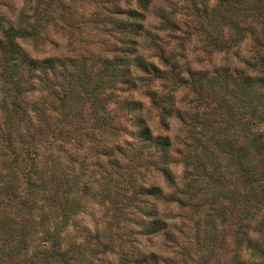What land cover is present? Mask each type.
<instances>
[{
	"label": "trees",
	"instance_id": "trees-1",
	"mask_svg": "<svg viewBox=\"0 0 264 264\" xmlns=\"http://www.w3.org/2000/svg\"><path fill=\"white\" fill-rule=\"evenodd\" d=\"M69 1L24 0L19 9L8 2L4 6L12 11V15H0V239L6 241V248H0V264L27 263L28 259L10 263L14 251L10 242L16 240L18 249H25L26 245H21L25 242L21 239L28 234L29 227L42 233V242L46 244L39 254L47 261L70 262L73 258L82 264H113L112 260L104 258L115 252V241L103 243L96 238V247L93 248L87 244L73 247L62 239L61 234L66 231L69 219L78 211L75 197L77 176L71 178V183L64 182L63 174L56 173L51 166L46 170L47 162L40 157V151L48 146L39 138L44 130H53L54 142L61 141L64 133L65 142L69 143L73 136L82 147V141L92 139L95 130L105 128L111 132L110 138L104 140L108 143L107 148L103 149L101 145L112 165L107 185L116 193H120L121 186L127 187L129 200L138 197L141 205L137 210L141 216L136 219L141 225L139 231L147 241L151 237L161 238L164 248H173L172 252L176 254L181 252L179 256L184 264L191 253L174 233H182L185 224L176 222L178 216H171L169 208L174 206L190 212L196 209L193 222L196 225L195 242L191 248L204 246L206 253L201 256V264H211L215 261V250L226 243V224L236 214L233 204L252 202L254 213L251 217L245 213L243 222L234 232L236 237L227 264H264V113L253 121L239 118L242 111L246 113V110L255 109L246 92L254 90L257 93L260 89L259 95H262L264 89V25L261 24L264 23V13L262 16L261 9L255 12L260 19L254 20L262 27L260 32L251 31L250 56L239 57L234 48L247 22L239 23L240 20L228 18L227 14L242 11L249 0H198V5L196 2L191 4L187 18L196 19L198 24L194 34L206 41L205 44L199 42L207 52L221 53L223 49L225 55L224 65L203 69L193 68L189 60L181 62L186 55L176 54L170 48L166 51L161 45L160 32L176 35L182 29L179 20L175 19L174 8L155 10L157 32H152L148 20L152 0H85L84 4L93 9L88 21L81 17L78 24L70 16L82 0ZM225 20L228 21L226 24ZM199 22H203L201 26ZM223 23L226 28L221 27ZM82 25L88 26L89 31L97 26L102 30L107 27L109 37L116 42L98 46L90 34L78 30ZM50 28L60 34V39L66 31L73 36L77 31L75 39L80 45L69 42L65 49L70 54L41 59L33 57L22 43L41 40L43 43L53 42L58 47V42L50 40L47 34ZM225 29L229 32L224 33ZM184 45L181 43L182 50ZM145 48L157 57V65L144 57L141 50ZM231 52L233 59L242 60V67L233 64L229 57ZM155 82L160 83L162 90H147L149 106L129 97L122 99L121 104L133 114V135L139 143L131 149V142H118L120 129L109 117L108 108L111 103H117V93ZM166 84L171 88H166ZM36 85L38 94H35ZM181 88L187 89L184 97L175 95V91ZM52 105H56L55 108ZM85 105L89 111L84 109ZM152 109L158 110V130L166 134L152 132L149 125ZM50 112L58 118L56 125L53 124L55 127L43 128L44 120L39 131L38 123ZM85 113L93 115L92 131L85 126L87 121L80 118ZM235 114L239 116L238 122L231 124ZM171 120L177 122L174 138L168 135ZM174 139L180 144L178 149ZM91 149L95 154V148ZM173 151L179 154L185 167L181 186L169 168L175 162L171 155ZM97 154H101L99 149ZM219 155L225 157L224 165ZM141 164L154 166L170 193L155 185L147 187L142 181L137 184L134 175ZM46 171L49 176L44 180ZM20 176L24 179L22 190L18 185ZM234 177L251 188L243 193L231 190L232 186L228 187L225 179L231 182ZM254 182L258 183V190L253 192ZM86 187V184L80 186L81 191L84 192ZM40 195H48L45 202L58 210L62 219L59 226L49 228L44 217L29 221L25 205L29 198ZM193 199H197V203L194 204ZM222 201L229 203L230 207H226L228 204L220 206ZM14 205L16 209L12 211ZM118 211L124 212L125 209ZM16 217L22 218L18 227ZM17 228L21 231L15 234ZM200 231H203L201 237ZM218 240L222 241L221 244ZM128 248L127 253H121L117 247V264L176 261V257L163 259L161 253L154 250L146 252L145 245L143 250Z\"/></svg>",
	"mask_w": 264,
	"mask_h": 264
},
{
	"label": "rangeland",
	"instance_id": "rangeland-1",
	"mask_svg": "<svg viewBox=\"0 0 264 264\" xmlns=\"http://www.w3.org/2000/svg\"><path fill=\"white\" fill-rule=\"evenodd\" d=\"M23 1L24 0H0V15H2L3 13L7 14V16L12 15V11L8 10L4 6V4L9 2L13 8L19 9L23 5ZM85 2V0H82V3L77 5L76 11L73 12L70 16V18L73 21H76L77 24L79 23L81 17H85V21H88V19L90 18V14L92 12L93 7L87 6L86 4H84ZM195 2L198 5V0H152L151 13L150 15H148V20H150L151 22L150 30H152V32H157L155 30L158 22V18L155 16L156 9L165 8L166 10H170L174 8V10L176 11L175 19L179 20L182 29L180 30V32L176 33V35L160 32L162 41L161 45L166 48V51L168 50V48H170L174 49L176 51V54L186 55V59H180L181 62L189 60L193 68L211 69L212 67L222 66L225 63V55L223 54L224 50L222 49L221 53L219 52L213 54L207 52V49L202 46V44H205L206 42L205 39L202 36L198 37L194 34V28L197 26L198 22L193 17L187 18L190 14V5ZM263 5L264 0H249L244 4L242 11H232L233 15L227 14L228 18L230 17L231 19L240 20L239 23H243L244 21L247 22L244 29L242 30V36L239 37L237 46L234 48L237 53H239V57H248L251 54V31L254 30L256 31V33L260 32L262 25H264V23L262 22V25L257 22L260 17L255 15V12L257 9H261L262 15L264 13V9H262ZM254 18L258 19L254 20ZM185 22H187L186 25L183 24ZM227 22L228 21L225 20V24ZM201 23L203 22H199L200 26ZM221 27L226 28L224 23L221 25ZM88 28V26L86 27L82 25L81 29L78 30H80L82 34H90V38L93 41L99 43L98 46H102L103 43L109 45L111 43L116 42L114 38L109 37L107 27L102 30L99 26H97L91 28V31H89ZM228 32L229 31L225 29L224 33ZM73 33L75 34L74 36L69 31H66L64 32L63 38L60 39V34L58 35L54 28H50L48 29L47 34H49L48 36L50 37V40H56V42H58V47H56L53 42L52 44L49 42L43 43L41 40L38 42H25L22 43V46H24V48L28 50L30 55L37 59H41L43 57L48 56L58 57L64 54H70L65 49L69 42H72L73 45H80L75 39L76 35L78 34L77 31ZM259 36H262V34H260ZM177 38H183L186 41L181 42L178 41ZM200 40L201 43L203 42L202 44L199 42ZM181 43H185L184 50L181 49ZM141 52L144 57L147 58L149 61L154 62L156 65L158 64L157 57L153 56L151 51L145 48L142 49ZM232 54L233 52H231V54L229 55L230 58H232ZM231 60L233 61V64H235L237 67L240 68L243 66L241 59L232 58ZM165 86L168 89L171 88L169 84H166ZM37 87L38 86L36 85L35 94H38ZM148 89L159 91L162 90V87H160L159 82H155L148 86H146V84H140L135 89H130L127 92L117 93V97L115 99L117 103H111L110 108H108V111L110 112L109 117L113 118L114 125L120 129L118 142L121 143L125 140L131 142V149L139 145L133 135L135 131L133 114L126 107H124L121 102L122 99L129 97L135 101H142L145 106H149L150 99L149 95L147 94ZM262 90V95H259L261 94L260 89L257 90V93L254 90L246 92L248 94L246 96L247 99L252 102V104L254 105L253 107H255V109H251L250 111L246 110V113H244L245 110L242 111V116L240 117L235 114V119L231 121V124H235L236 122H238V117L242 118L243 121H253L256 119L257 116L263 115L264 89ZM167 91L168 90L166 89L165 92ZM186 91V88L178 89L175 91V95H177L178 97H184V95H187ZM55 106L56 105H52L53 108H55ZM84 109L89 111L88 105H85ZM151 111L152 115L151 120L149 121V125L152 132L154 134H166V132H161L160 130H158V110L152 109ZM249 112L252 114V116ZM50 115L52 116V119L49 118ZM53 115L54 113L52 112L47 113L46 118H43L38 123L37 129L39 131L42 129V123L44 120L45 125L43 126V128L55 127L53 126V124L56 125L58 118L53 117ZM80 118H83L85 121H87V124L85 126L88 130L92 131L94 127V120L92 119L93 115L91 113H85L84 116ZM171 124V131L168 133V135L170 136V138H174L177 134L176 120H171ZM110 133L111 132L108 130V128H105L103 130H95L92 139H85L84 141H82V147L79 143H76V139L73 136L69 143L65 142L66 139L64 133H62V139L59 142L53 141V130H44L39 135L41 141L47 142L48 145L45 150L40 151L41 159L47 162L44 168H46L47 170L51 166L53 170L56 171V173L63 174L64 182L66 181L71 183V178L77 176L75 180V184L77 187L75 197L78 206V208L76 209L78 211L74 216L71 217V219H69L66 231L61 234L62 239L65 240L68 245L72 244L73 247L78 245L84 246L85 244H87L88 246L93 248L96 247V244L94 243V239L96 238L102 240L103 243H106L109 240L113 242L115 241V252H112L111 254L108 253V255L104 258V260L107 261L112 260L113 264H117L119 260V249H117L118 246L120 247L121 253H127L129 246L135 248V250H143V245H145L147 248L145 250L146 252L154 250L158 253H161L163 259L166 258L168 260H171L173 257H176V261L171 260L164 263L165 260H161L160 264H182L179 256L181 252H178V254H176L172 252L173 248H164L162 246L161 238L151 237L147 241L144 235L140 233L139 230L141 225L138 219H136L141 216V214L137 210V208H139L141 205L138 200V197L129 200V198L127 199V196L129 195V191L126 189L127 187L121 186L122 188H120V193H116V191H111L110 187L107 185L108 173L112 170V165L110 164L109 157L106 156L104 150L101 149V145H103V149L107 148L105 146H108V143L104 142V140L110 138ZM87 138H89V136H87ZM239 141L241 140L239 139ZM60 142H62L63 144H60ZM174 145L176 149L180 147V144H178L176 139H174ZM92 147L96 150L95 154H93V151L91 149ZM98 149L101 152L100 155L97 154ZM171 155L173 156L175 162L169 165V168L171 173L175 177L176 183L181 186L185 167L182 162H180L179 154L176 151H173ZM218 158L221 161V164L224 165L225 157L219 155ZM141 166L142 167H139L136 174L134 175V179L136 180L137 184L142 181V183H144L147 187L155 185L163 189L165 193H170L171 190L167 188L163 177L158 173V171L155 170L154 166H145L143 164H141ZM87 175L91 176V178H85ZM48 176L49 173L48 171H46L44 174V180H46ZM191 177L193 178V176ZM18 181V185L20 186L19 190H22L24 188L22 186V183L24 182L22 176L19 177ZM225 181L228 183V187L229 185L232 186L231 190L236 189L237 192L240 193H243L248 190V188H251L248 184L242 182V180L238 177H234L231 182H229L228 179H225ZM85 184L87 185L86 190L82 192L80 186H84ZM208 184L209 183H207V186ZM252 187L253 192L257 191L258 183L254 182ZM47 196L48 195H40L36 198H29L28 204L25 205L27 208L26 210L28 212L27 217L29 218L30 222L34 219L39 220L44 217V220H47V226L49 228H53L59 226L62 222V219L59 215L58 210L52 208L50 203L45 202V198ZM193 201L194 204L197 203V199H193ZM223 205H226V207H230V204L226 203L225 201H222L220 204V206ZM233 205L235 207L234 210L236 214L232 217V219H230V223L228 222L226 224V243L222 244V246H219V249L215 250V253H213L215 258L213 259L216 262L214 261L211 264H227L228 259L232 255V242L236 237V234L234 232L238 229L239 224L243 222L245 213L248 215V217H251L254 213V206L252 202L243 201L241 204L237 203ZM15 209L16 207L14 205L12 207V211H14ZM118 209H125V211L119 212ZM169 209L171 210V216H178L176 222L183 221L184 223H182L185 224V228L182 233H179L177 231H175L174 233L176 235V238H178L180 242H183L182 245L185 248H188V252L190 251L191 253L190 259L186 257L184 264H201V256L206 253L204 246H193L191 248V245H193L195 242L196 225L193 224V222L195 223V219L197 216L196 209H193L192 212L188 210H180L178 207L174 206ZM12 216L15 217L14 215ZM17 216H19V214H17ZM16 218L18 227L22 224V218ZM32 226L34 225L32 224ZM20 231L21 230L17 228L15 234ZM29 231H27L28 234L25 235L23 239H21L25 243H19L23 246L26 245L25 249H18V242L16 240L10 242L11 246L14 248L12 257L13 261H10V263H14V260H19L22 262L28 259L26 264H82L79 259L75 261V259L73 258L70 262H63L58 260L52 262L47 261V259H43L42 255L39 254L43 251V246H45L46 244L42 242V233L32 227H29ZM198 234L199 237L203 236V231L198 232ZM218 239H220V236H218ZM5 242V240L0 239V248H6V246L4 245L6 244ZM221 242L222 241L218 240L219 244H221ZM21 245H19V247H21ZM96 249L97 248H95V250ZM98 253L99 252H96L97 256H100L98 255Z\"/></svg>",
	"mask_w": 264,
	"mask_h": 264
}]
</instances>
